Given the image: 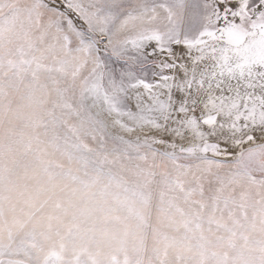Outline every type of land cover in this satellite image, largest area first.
Wrapping results in <instances>:
<instances>
[{
	"label": "snow or ice",
	"instance_id": "obj_1",
	"mask_svg": "<svg viewBox=\"0 0 264 264\" xmlns=\"http://www.w3.org/2000/svg\"><path fill=\"white\" fill-rule=\"evenodd\" d=\"M0 264H264V0H0Z\"/></svg>",
	"mask_w": 264,
	"mask_h": 264
}]
</instances>
